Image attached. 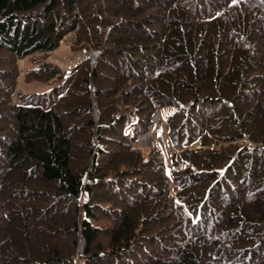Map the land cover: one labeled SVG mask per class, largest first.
Here are the masks:
<instances>
[{"label":"trees","instance_id":"16d2710c","mask_svg":"<svg viewBox=\"0 0 264 264\" xmlns=\"http://www.w3.org/2000/svg\"><path fill=\"white\" fill-rule=\"evenodd\" d=\"M0 264H264V0H0Z\"/></svg>","mask_w":264,"mask_h":264},{"label":"rangeland","instance_id":"374dc122","mask_svg":"<svg viewBox=\"0 0 264 264\" xmlns=\"http://www.w3.org/2000/svg\"><path fill=\"white\" fill-rule=\"evenodd\" d=\"M73 41L74 40H72L70 36L66 40L62 41L60 44V47L53 53H50L47 59V62H50L54 65H58L62 69L68 72L76 68L79 64L84 63L87 57L85 53L86 49L81 50V51H75L72 47ZM18 65H19V70L21 74V77L18 80V87H17L18 90L27 92L28 94L30 93H40L41 94L44 92H48L50 91V89L53 88V86L51 85H46L40 82H33L31 84H27L25 82L24 75L27 73L28 70L35 68V64H33L32 58H26L24 60H21L18 62ZM95 109H94L95 116L97 118L98 112H96ZM158 112L162 116V119H161L162 121L158 123L159 126L157 129V134L155 138L153 139L152 143H150L149 145L141 146L140 152H143L145 155H149L154 149H157L160 153V157L165 161L167 172L170 174L171 169L174 167L172 156L174 152L177 150L175 147H173V145L167 138V132L169 131V128L166 124V120L169 118V114L171 112L169 110L158 111ZM126 135H127V132H126ZM162 135L165 137L166 144L161 143L160 138ZM247 141L248 140L246 138L242 142H247ZM188 149H193V150L202 149L201 141L197 140L193 142L191 145L187 146L186 148H183V150H188Z\"/></svg>","mask_w":264,"mask_h":264},{"label":"built area","instance_id":"2783aa9c","mask_svg":"<svg viewBox=\"0 0 264 264\" xmlns=\"http://www.w3.org/2000/svg\"><path fill=\"white\" fill-rule=\"evenodd\" d=\"M85 53L87 55L86 60L90 61L91 68L94 69L97 66L98 58L101 56L102 50L86 48ZM158 111L159 110H157L153 113V115L151 117V123L148 127L147 132L137 136L136 129H135V124L137 123V121L134 124L130 125L126 129L125 133L127 132V135L130 136L134 150L140 152L141 146L149 145L150 143H152L153 139L155 138V136L157 134V129L159 126L158 123L162 121L161 120L162 116ZM148 141H150V142H148ZM82 252H83V244H82L81 253Z\"/></svg>","mask_w":264,"mask_h":264}]
</instances>
